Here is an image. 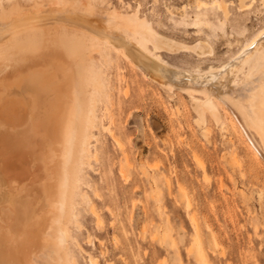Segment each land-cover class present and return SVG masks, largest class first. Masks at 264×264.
<instances>
[{
  "label": "bare ground",
  "instance_id": "bare-ground-1",
  "mask_svg": "<svg viewBox=\"0 0 264 264\" xmlns=\"http://www.w3.org/2000/svg\"><path fill=\"white\" fill-rule=\"evenodd\" d=\"M6 1L0 0V264H76L72 228L88 183L91 144L108 111L104 102L112 99L105 64L116 72L121 60L161 91L187 95L199 124L208 116L224 129L221 106L237 140L264 163V27L222 65L184 70L163 55L202 60L211 56L210 43L164 35L139 6ZM195 2L197 11L208 9ZM216 7L226 18V5ZM111 137L123 152L122 141ZM191 223L200 244L194 216ZM197 255L208 264L200 246Z\"/></svg>",
  "mask_w": 264,
  "mask_h": 264
},
{
  "label": "rangeland",
  "instance_id": "rangeland-1",
  "mask_svg": "<svg viewBox=\"0 0 264 264\" xmlns=\"http://www.w3.org/2000/svg\"><path fill=\"white\" fill-rule=\"evenodd\" d=\"M100 1L122 10L139 6L159 32L183 43H210L211 56L202 60L163 55L184 70L222 65L264 27V0H244V11L238 0H202V11L195 0ZM116 65L120 71L102 66L112 99L104 102L72 228L76 264H203L199 246L208 264H264V163L237 140L221 106L224 129L208 116L199 124L187 95L165 93L123 61Z\"/></svg>",
  "mask_w": 264,
  "mask_h": 264
},
{
  "label": "snow or ice",
  "instance_id": "snow-or-ice-1",
  "mask_svg": "<svg viewBox=\"0 0 264 264\" xmlns=\"http://www.w3.org/2000/svg\"><path fill=\"white\" fill-rule=\"evenodd\" d=\"M260 38L264 39V33L260 34Z\"/></svg>",
  "mask_w": 264,
  "mask_h": 264
}]
</instances>
